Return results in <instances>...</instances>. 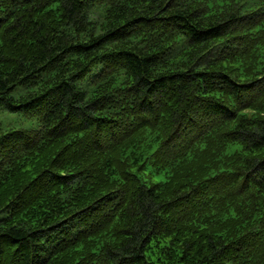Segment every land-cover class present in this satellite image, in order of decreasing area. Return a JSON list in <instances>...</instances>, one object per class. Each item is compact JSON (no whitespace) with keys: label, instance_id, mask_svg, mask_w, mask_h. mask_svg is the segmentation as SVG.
Returning a JSON list of instances; mask_svg holds the SVG:
<instances>
[{"label":"trees","instance_id":"1","mask_svg":"<svg viewBox=\"0 0 264 264\" xmlns=\"http://www.w3.org/2000/svg\"><path fill=\"white\" fill-rule=\"evenodd\" d=\"M0 106V264H264V0H0Z\"/></svg>","mask_w":264,"mask_h":264},{"label":"rangeland","instance_id":"2","mask_svg":"<svg viewBox=\"0 0 264 264\" xmlns=\"http://www.w3.org/2000/svg\"><path fill=\"white\" fill-rule=\"evenodd\" d=\"M18 89L14 91L15 94H18L21 90ZM37 124L38 118L35 116H28L21 110L13 111L4 106H0V131L11 127H34L37 126Z\"/></svg>","mask_w":264,"mask_h":264}]
</instances>
